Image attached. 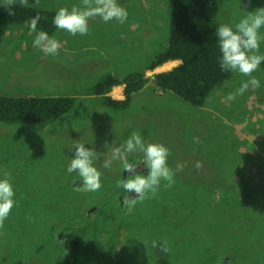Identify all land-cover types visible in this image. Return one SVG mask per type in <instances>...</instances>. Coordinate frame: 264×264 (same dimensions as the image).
Here are the masks:
<instances>
[{"label": "rangeland", "instance_id": "obj_1", "mask_svg": "<svg viewBox=\"0 0 264 264\" xmlns=\"http://www.w3.org/2000/svg\"><path fill=\"white\" fill-rule=\"evenodd\" d=\"M80 3L39 0L36 7L70 9ZM118 3L127 9L125 23L96 17L85 36L57 29L53 37L61 47L54 57L33 46L35 33L27 23L13 24L3 38L2 92L74 95L77 100L71 111L49 124L0 123V131H10L8 137L1 135L0 174L7 172L16 187V205L0 228L2 257L8 264H264V65L253 73L260 88L225 100L248 79L233 72L196 107L154 83L155 73L180 63L173 59L147 69L152 79L134 93L128 107L111 109L92 94L93 85L106 74L123 79L141 70L167 47L173 0ZM257 8H264V0H221L216 22L235 25ZM260 33L264 35V27ZM123 87L115 85L110 93L124 98ZM133 131L146 143L164 144L171 168L183 167L172 187L161 181L155 195L126 206L123 197L132 194L116 186L127 177L122 164H102L113 141L121 144ZM76 141L100 153L98 191H82L78 174L67 172ZM128 159L139 172H147L142 153ZM235 182L244 187L236 188L241 200L230 197L236 202H227L219 185ZM251 187L254 199L247 198ZM72 230L76 246L67 240ZM153 241L166 242L169 252L153 248Z\"/></svg>", "mask_w": 264, "mask_h": 264}, {"label": "trees", "instance_id": "obj_2", "mask_svg": "<svg viewBox=\"0 0 264 264\" xmlns=\"http://www.w3.org/2000/svg\"><path fill=\"white\" fill-rule=\"evenodd\" d=\"M220 1L173 0L170 14V40L167 47L158 52L144 68L131 72L123 79L112 74L104 75L93 85L92 94L100 96L102 103L111 109L128 107L134 93L142 90L152 79L147 75V69H154L169 60L180 59L181 62L178 65L155 73L154 83L157 88L164 91L170 90L187 103L202 107L211 91L233 74L232 71H222L219 64L221 52L216 29L221 24L216 22V18ZM9 11L15 14L10 16ZM56 12V9L23 7L19 5L18 0L16 4L9 7H5V2H0V45L13 24H29L30 19L36 14L41 16L37 25L38 31H45L53 36L57 32L53 24ZM261 63L264 65V62ZM121 84H124L125 97H113L110 91L115 85ZM76 100L77 97L74 95H10L0 90V123L10 126L18 124L19 127L25 123L49 124L71 111ZM9 132L8 130L0 131V143L5 141L1 135L8 137ZM20 135L28 136L23 133ZM4 151L6 153L2 154L6 155L8 167V150ZM2 176L4 175L0 174V179L3 178ZM219 187L225 192V196L222 195L221 198L227 202H236V200H229L230 197L241 200L236 195V188L243 191V186H237L235 182L228 187H222V184ZM215 191L218 192L216 189ZM253 195L251 187L247 192V198L254 199ZM67 240L72 246L77 245L78 237L75 230L69 233ZM0 254V264H8V259L2 257L1 251ZM169 257L166 256L164 259L168 260Z\"/></svg>", "mask_w": 264, "mask_h": 264}, {"label": "clouds", "instance_id": "obj_3", "mask_svg": "<svg viewBox=\"0 0 264 264\" xmlns=\"http://www.w3.org/2000/svg\"><path fill=\"white\" fill-rule=\"evenodd\" d=\"M16 3L17 0H5V7ZM18 3L20 6L30 7L38 5L39 0H35L31 5L29 0H18ZM246 13L235 25L222 24L216 29L221 52L219 60L221 70L238 72L248 77L235 92L224 97L227 101H234L250 87L253 89L261 87L260 80L253 73L258 70L261 62H264V53L260 52V44L264 42V35L260 33V29L264 27V8ZM8 14L11 16L15 13L9 11ZM96 17H100L104 22L116 20L123 24L128 18V12L118 0H81L79 5H73L70 9L59 8L53 17V24L57 29L67 31L73 36L77 34L85 36L89 33V21ZM40 20L41 16L36 14L29 21L30 33H35L33 46L45 55L57 56L61 43L47 32L37 31ZM110 147L111 154L103 160L102 167L110 168L113 161L122 164L127 177L118 180L116 186L132 194L123 197V204L126 206H134L138 199L142 201L149 198L150 193L155 195L161 181L167 182L165 187H172L176 172L183 167L177 164L176 169L171 168L168 164L170 150L162 143H146L139 131L131 132L121 144L117 145L113 141ZM72 148L74 158L71 159L67 172L78 174L83 183L82 191H98L102 187V173L96 167L100 153L79 141L74 142ZM134 152L143 154L146 173L139 172L137 164L129 161V154ZM200 166V162H197L196 167ZM15 195L11 177L5 172L4 177L0 179V228L4 227V221L16 205ZM152 246L153 248L159 246L164 253L169 252L166 242L158 245L157 241H153Z\"/></svg>", "mask_w": 264, "mask_h": 264}, {"label": "water", "instance_id": "obj_4", "mask_svg": "<svg viewBox=\"0 0 264 264\" xmlns=\"http://www.w3.org/2000/svg\"><path fill=\"white\" fill-rule=\"evenodd\" d=\"M121 172H124V169L122 168Z\"/></svg>", "mask_w": 264, "mask_h": 264}, {"label": "crops", "instance_id": "obj_5", "mask_svg": "<svg viewBox=\"0 0 264 264\" xmlns=\"http://www.w3.org/2000/svg\"><path fill=\"white\" fill-rule=\"evenodd\" d=\"M122 94V93H121ZM119 97H121V95H118Z\"/></svg>", "mask_w": 264, "mask_h": 264}, {"label": "bare ground", "instance_id": "obj_6", "mask_svg": "<svg viewBox=\"0 0 264 264\" xmlns=\"http://www.w3.org/2000/svg\"><path fill=\"white\" fill-rule=\"evenodd\" d=\"M167 66H168V64H167Z\"/></svg>", "mask_w": 264, "mask_h": 264}]
</instances>
